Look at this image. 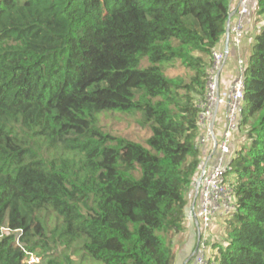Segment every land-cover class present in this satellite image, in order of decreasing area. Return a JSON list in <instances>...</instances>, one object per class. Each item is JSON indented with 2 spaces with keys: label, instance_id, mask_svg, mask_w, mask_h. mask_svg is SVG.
<instances>
[{
  "label": "trees",
  "instance_id": "16d2710c",
  "mask_svg": "<svg viewBox=\"0 0 264 264\" xmlns=\"http://www.w3.org/2000/svg\"><path fill=\"white\" fill-rule=\"evenodd\" d=\"M254 3L263 23L226 156L234 209L208 264H264ZM229 14L230 0H0V264H28L26 252L41 257L32 264L175 263L200 164L197 102ZM176 63L188 79L166 75ZM103 111L139 114L149 137L105 132Z\"/></svg>",
  "mask_w": 264,
  "mask_h": 264
},
{
  "label": "built area",
  "instance_id": "2783aa9c",
  "mask_svg": "<svg viewBox=\"0 0 264 264\" xmlns=\"http://www.w3.org/2000/svg\"><path fill=\"white\" fill-rule=\"evenodd\" d=\"M251 0H239L236 9V17L233 22H229V43L234 48H239L245 35V21L250 11ZM228 43V44H229ZM227 52L224 48L212 51V60L207 70L205 92L203 98L197 102L199 109L198 124L200 127L197 146L213 140L217 145L215 148V160L202 171V179L199 187V209L197 212L188 209L189 219L195 217L198 221L199 250L196 253L193 264H208L209 249L206 240L209 238L210 229L214 217H225L224 215L232 209V187L230 182H226L225 175L231 171L227 155L230 152V144L233 135L238 128L239 114L242 111L243 90L245 87V58L239 56L235 63V75L231 79L228 87L222 89L219 83L220 74L225 66ZM220 108L225 111V126L220 134L215 135L214 120ZM199 167L201 165L199 164ZM28 264L37 263L39 257L31 252H26Z\"/></svg>",
  "mask_w": 264,
  "mask_h": 264
},
{
  "label": "crops",
  "instance_id": "0c3cea01",
  "mask_svg": "<svg viewBox=\"0 0 264 264\" xmlns=\"http://www.w3.org/2000/svg\"><path fill=\"white\" fill-rule=\"evenodd\" d=\"M239 0H230V14H229V22H233L236 17V9L238 7ZM251 7L250 13L246 17V25H245V38L242 41V44L239 48H234L230 43L228 44V53L226 57L225 66L220 74L219 83L222 89H226L231 81V79L235 75V63L236 59L239 56H242L247 59L250 54V47L255 36V33L258 31V27L256 29L252 28V15L256 13L257 9L255 7L254 0H251ZM263 20V19H262ZM225 43V34L221 39L218 49L224 48ZM225 126V111L223 108H220L217 112V115L214 120V127H215V135L217 136L220 134L221 130ZM213 140L203 144L200 146V165L201 167L198 168L197 177L203 170H207L208 166L214 162L215 160V151L213 150ZM195 187V186H194ZM199 193V192H198ZM198 193L195 195V188L193 189L192 194L189 195V202L187 205V209H192L195 212L199 209V195ZM225 217L219 216L218 214L213 219V224L210 229L209 237L212 238V241L219 242V238L225 237V232L222 230V220H225ZM198 228H197V219L193 217L189 221H185L183 230L177 234V239L173 240V244L177 240L180 243V254L181 259H179V255L176 254L175 263L179 264H193V255H194V248L197 244L198 240ZM224 235V236H223ZM175 237V236H174ZM223 240V239H222ZM175 250V249H174Z\"/></svg>",
  "mask_w": 264,
  "mask_h": 264
},
{
  "label": "rangeland",
  "instance_id": "374dc122",
  "mask_svg": "<svg viewBox=\"0 0 264 264\" xmlns=\"http://www.w3.org/2000/svg\"><path fill=\"white\" fill-rule=\"evenodd\" d=\"M252 17H253V19H252V26L251 27L254 29H256L257 27L259 28L263 23L261 14L256 11V13H254L252 15ZM250 50H251V47H250ZM145 64L146 63L143 62V65H145ZM165 73L169 77H174V76L179 75V76H182V77L188 79L190 71H187L184 67H182V66L178 65V63H176L175 66L166 68ZM97 117H98V123H99L100 127L105 132H107L111 135H114V136L124 137V138L131 140V141H134V142H139V143L143 144L144 141L149 137V135L151 133V130H150L148 125L140 124L141 122H140V115L139 114H128V113H123V112H119V111H103V112L98 113ZM245 135H246V133H245ZM245 135L240 133V139H243V137ZM231 177H232L231 172H227L225 175L226 182H228ZM233 197H234V194H233ZM232 200H233V202H232L233 207H232L230 212H228L224 215L226 219L222 220L223 232L226 231V225L228 224L227 219L231 218L232 212L234 209L235 197H234V199L232 198ZM187 211H186V220L189 221L191 219L188 218ZM52 221H53V219H49L47 221L50 228L52 226L51 225ZM52 224H54V222ZM177 234L175 235L173 240H175V238L177 239ZM225 234H226V232H225ZM225 237H226V235H225ZM222 239H223V237H222ZM222 239L219 238V240L221 241L220 243H222ZM198 244H200V243H198ZM206 245L208 246L211 259L213 258L215 261V258L217 257V249H218L217 242L212 241V238L209 237L206 240ZM173 248L175 249L176 254L178 253L177 255H179L181 250H180V243L177 240L173 244ZM199 248L200 247L198 245L197 251L199 250ZM61 249H62V247H61ZM197 251H196V253H197ZM196 253H195V256H196ZM72 258H74V260H79L80 256L79 255H73ZM40 259H41V257H39V261H40ZM179 259H181V255H179ZM194 259L195 258H193L192 261H194ZM90 262L92 264H98L91 259L85 260L83 263L89 264ZM176 264H179V263H176Z\"/></svg>",
  "mask_w": 264,
  "mask_h": 264
},
{
  "label": "water",
  "instance_id": "95a60500",
  "mask_svg": "<svg viewBox=\"0 0 264 264\" xmlns=\"http://www.w3.org/2000/svg\"><path fill=\"white\" fill-rule=\"evenodd\" d=\"M228 25H229V19L227 20L226 22V31H225V45H224V50L225 52L228 51V43H229V32H228ZM213 150H215L216 148V141L214 142L213 144ZM201 179H202V172L199 174V176L196 178V181H195V195L198 193V190H199V187H200V182H201ZM197 227H198V221H197ZM199 232V231H198ZM198 243H199V233H198V240H197V244L194 248V254L196 253L197 251V248H198Z\"/></svg>",
  "mask_w": 264,
  "mask_h": 264
}]
</instances>
